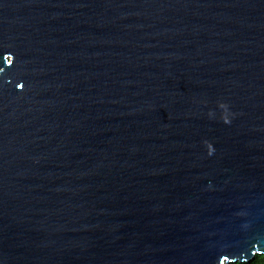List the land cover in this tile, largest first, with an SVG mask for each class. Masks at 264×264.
<instances>
[{"label": "water", "instance_id": "water-1", "mask_svg": "<svg viewBox=\"0 0 264 264\" xmlns=\"http://www.w3.org/2000/svg\"><path fill=\"white\" fill-rule=\"evenodd\" d=\"M264 255V0H0V264Z\"/></svg>", "mask_w": 264, "mask_h": 264}, {"label": "trees", "instance_id": "trees-1", "mask_svg": "<svg viewBox=\"0 0 264 264\" xmlns=\"http://www.w3.org/2000/svg\"><path fill=\"white\" fill-rule=\"evenodd\" d=\"M228 264H264V255L256 254L253 259L248 262H231Z\"/></svg>", "mask_w": 264, "mask_h": 264}]
</instances>
